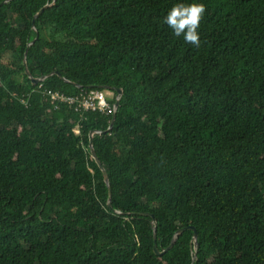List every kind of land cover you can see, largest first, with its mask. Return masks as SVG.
Returning a JSON list of instances; mask_svg holds the SVG:
<instances>
[{"label":"trees","instance_id":"1","mask_svg":"<svg viewBox=\"0 0 264 264\" xmlns=\"http://www.w3.org/2000/svg\"><path fill=\"white\" fill-rule=\"evenodd\" d=\"M181 2L206 6L199 48L163 23ZM99 88L123 91L93 137L109 190L88 136L118 94ZM45 89L101 92L110 110ZM144 215L160 252L193 227L197 257L188 231L157 257ZM0 264H264V0L2 6Z\"/></svg>","mask_w":264,"mask_h":264},{"label":"water","instance_id":"2","mask_svg":"<svg viewBox=\"0 0 264 264\" xmlns=\"http://www.w3.org/2000/svg\"><path fill=\"white\" fill-rule=\"evenodd\" d=\"M11 1L13 0H6V1H3L0 3V8L8 3H10ZM55 2V0H54ZM54 4V3H53ZM52 4V5H53ZM52 5H46L44 8H42L38 13L37 15L35 16V19L38 18L41 14H43V12L48 9L49 7H51ZM35 19L33 20V27L35 28ZM38 36L39 34H37V37L36 39L30 44H34L36 42V40L38 39ZM24 71H25V74L27 75V77L30 79L31 83H32V86H36L37 83H39L41 81V79L39 78H33L27 67H26V63H25V60H24ZM52 76H56L57 78H59L63 83L65 84H69L66 80H64L58 73H53L52 75H48V77H52ZM75 86V85H74ZM77 87V86H75ZM101 90H104V91H114L118 94L117 96V99H116V102L112 108L113 110V116H112V120L109 124V128L107 129L106 132L104 133H99V132H90L89 133V136H88V139H89V151H90V155H91V158L92 160L95 162L96 166L98 167L99 171L101 172L102 174V177H103V182L104 184L107 186L108 190H109V186H108V177H107V174L105 172V170L103 169V167L101 166L100 162L98 161L95 153H94V150H93V137L94 135L98 134V135H104V134H107L109 133L111 130H112V127L114 125V122H115V112L117 111L118 107H119V99L122 98L123 96V91L122 90H119V89H112V88H99ZM98 89V90H99ZM110 191H109V198H108V207L111 208L110 206ZM146 217H148L150 220H151V225L153 227V233H154V253L157 257H163L166 253H168L175 245L176 241L178 240V238L186 231L188 232H191L192 233V238L194 239V246H195V251H196V257L198 255V252H199V246H198V243H197V233L195 231V229L193 227H188L186 229H181L179 230L174 236V239H173V242L170 246V248L168 250H166L165 252H160L159 249H158V245H157V234L155 233V225H156V221L154 220V217L152 215H144Z\"/></svg>","mask_w":264,"mask_h":264},{"label":"clouds","instance_id":"3","mask_svg":"<svg viewBox=\"0 0 264 264\" xmlns=\"http://www.w3.org/2000/svg\"><path fill=\"white\" fill-rule=\"evenodd\" d=\"M202 3H176L164 18L165 23L176 37H183L186 44L200 47L199 27L206 12Z\"/></svg>","mask_w":264,"mask_h":264},{"label":"built area","instance_id":"4","mask_svg":"<svg viewBox=\"0 0 264 264\" xmlns=\"http://www.w3.org/2000/svg\"><path fill=\"white\" fill-rule=\"evenodd\" d=\"M39 87H41V84ZM45 93L50 97L51 104L55 105L57 102V104L68 108L75 107L76 110L82 111L83 113L88 111L105 113L110 110L105 94L101 92L89 91L74 98L51 94L46 89L43 90V94ZM54 109L56 110L57 106ZM76 134H78V131H76Z\"/></svg>","mask_w":264,"mask_h":264},{"label":"rangeland","instance_id":"5","mask_svg":"<svg viewBox=\"0 0 264 264\" xmlns=\"http://www.w3.org/2000/svg\"><path fill=\"white\" fill-rule=\"evenodd\" d=\"M38 84V83H37ZM108 97L110 98L111 97V95H108ZM88 112H91V111H88ZM87 113V112H86ZM98 113H100V112H98Z\"/></svg>","mask_w":264,"mask_h":264}]
</instances>
